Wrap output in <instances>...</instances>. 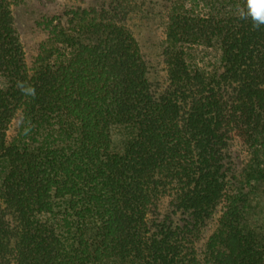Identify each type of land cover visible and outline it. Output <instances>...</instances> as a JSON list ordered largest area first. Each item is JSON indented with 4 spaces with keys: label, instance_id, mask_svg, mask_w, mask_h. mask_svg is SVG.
<instances>
[{
    "label": "trees",
    "instance_id": "1",
    "mask_svg": "<svg viewBox=\"0 0 264 264\" xmlns=\"http://www.w3.org/2000/svg\"><path fill=\"white\" fill-rule=\"evenodd\" d=\"M21 1L0 0V264H264V26L244 0H167L160 63L132 25L145 0L43 16L31 57Z\"/></svg>",
    "mask_w": 264,
    "mask_h": 264
},
{
    "label": "rangeland",
    "instance_id": "2",
    "mask_svg": "<svg viewBox=\"0 0 264 264\" xmlns=\"http://www.w3.org/2000/svg\"><path fill=\"white\" fill-rule=\"evenodd\" d=\"M98 0H23L13 7L15 23L20 33L23 45L28 57L35 54L39 42L43 39L42 33L37 27V20L47 15H62L70 7L87 6ZM167 0H145L143 12L133 22V29L140 41L142 49L152 63H160V51L164 41L163 10ZM188 60L194 66L204 70L218 68L220 53L217 49L204 45H195L188 49ZM18 119L12 124L9 135L14 137L18 130ZM125 135L117 130L114 134V142L117 148L122 147ZM241 159H246V153L242 146H238ZM4 171H0V179ZM250 220L254 224L264 223V196L261 187L252 186Z\"/></svg>",
    "mask_w": 264,
    "mask_h": 264
},
{
    "label": "clouds",
    "instance_id": "3",
    "mask_svg": "<svg viewBox=\"0 0 264 264\" xmlns=\"http://www.w3.org/2000/svg\"><path fill=\"white\" fill-rule=\"evenodd\" d=\"M233 14L240 20L250 21L253 29H259L264 26V0H244L242 5L236 4L234 6ZM17 86L23 94L35 97L34 87L26 86L19 82Z\"/></svg>",
    "mask_w": 264,
    "mask_h": 264
}]
</instances>
